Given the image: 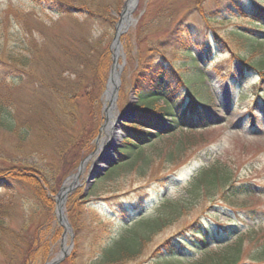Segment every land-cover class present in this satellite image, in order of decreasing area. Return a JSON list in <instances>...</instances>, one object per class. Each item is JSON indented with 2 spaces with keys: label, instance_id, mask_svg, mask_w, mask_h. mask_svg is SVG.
Here are the masks:
<instances>
[{
  "label": "rangeland",
  "instance_id": "1",
  "mask_svg": "<svg viewBox=\"0 0 264 264\" xmlns=\"http://www.w3.org/2000/svg\"><path fill=\"white\" fill-rule=\"evenodd\" d=\"M53 1L55 0H38L36 4L39 8H34L37 13L36 17L49 21L57 18V10H62L64 4L82 6L85 3L87 5L94 3L103 5L105 7L103 13L107 19L114 20L116 23L120 19L119 15L126 2V0H59L62 4H59L61 7L58 8L61 9L56 10ZM195 1L137 0L130 14V22L122 24L123 26L126 24V29L122 28V33L119 35L117 71L120 83L116 97L111 106L109 101H105V96L103 97L102 121L99 122L98 133L91 144V150L81 159L96 151L98 140L104 136L102 126L106 123L104 121L106 114L107 119L110 116L117 117L119 111L124 113L126 110L128 114L116 119L115 124L120 136L114 144H109L113 148L108 146V152L102 148V151L100 150L97 154L90 155L76 177L77 167L74 170L71 168L74 165L76 153L72 154L71 150L59 159L52 146L37 142L33 135L24 142L25 147H20L15 139L0 132V171L5 173L13 166L30 163L37 166L49 182L45 190L48 200H51L52 209L44 206L35 212H32L33 203L37 200L26 186L17 185L13 180L15 176L4 178L0 183V203L4 202L5 205L9 200L11 201L7 204L9 213L8 217L4 218V222L16 231V234L29 235L28 237L31 238L34 229L47 223L48 217H51L53 221L42 234L43 241L47 243L55 240L50 248L53 252L45 258L44 250H42L44 247L40 246L33 264H46L63 253L66 257L72 250V246L70 247L71 234L64 230L57 218L56 200L61 187L66 188L62 206L67 222L69 223L68 209H70L80 224L88 229L99 226L101 220H104L106 215H111L112 211L114 213L115 210L120 217H123V214L126 217L122 209L134 214L132 206L139 205V200H141V206L135 215L153 214L158 207L163 205L162 203L166 202L172 209L179 211L173 215L170 211L174 210H168L172 216L160 223L162 228L143 244L139 255L132 261H102L93 256L96 253H86L82 254L77 264H156L153 263L152 251L162 242L176 238L186 231L185 229L190 227L188 226L190 222L196 220L208 224L216 221L226 222L230 218L238 219L239 215L251 208L264 211V75L260 71L251 69L246 71L245 79L240 77V64L234 56L217 51L212 39L207 37L208 27L196 10ZM230 1L207 0L204 1L203 6L206 12H216L219 6ZM236 1L246 6L258 3L264 7V0ZM31 7L32 3L30 4L29 0H0V25L3 26L6 22H10L8 17L15 8L26 11ZM217 14L220 20L212 22V26L222 35H225L224 33L232 27L254 26L243 16L239 18L235 14L233 16L221 12ZM182 20L190 22L191 25L186 35L190 52L174 55L175 64L179 65L187 61L190 56L195 59V65L199 68L210 64L209 69L205 70L207 78L203 80V87L200 88V92H197L205 99L202 101L192 97L188 98V95L182 94L180 101V106L196 104L201 107L205 119L203 125L194 124L175 128L168 133L161 134L143 145L139 153L132 154L129 159L118 161L103 171L106 166L105 160L116 158V150L125 139L124 128H133L131 127L133 126V114L130 105L133 96L128 95L130 85L124 86L123 91L121 90V73L125 69V52L123 51L125 41L121 39L122 35L130 37L134 68L138 66V62L142 65L149 61L158 62L155 53H144L140 58L135 56L140 50L149 48L152 40L175 29ZM112 38L109 43L110 51ZM146 40L148 42H145ZM207 43L212 47L211 52L206 49ZM167 56L172 57L171 53ZM0 59L14 60L11 43H6L2 38H0ZM182 68L186 69L187 66ZM133 79L134 72L130 81L133 82ZM104 106H109L107 112L103 111ZM155 106L159 109L160 104ZM76 112L78 121L73 123L70 129L72 133L78 134L86 121L85 107L79 105ZM192 119L196 120V118ZM164 125H166L165 122ZM134 129L140 132L151 130L140 124H137ZM101 155L104 157L103 160L96 161V158ZM210 167H214L218 172L207 176L206 181L198 178ZM22 173L26 176L34 177L35 175L28 171ZM92 173H97L99 176L91 178ZM7 175L10 176L13 173L10 172ZM1 177L0 175V179ZM39 177L42 179L41 176ZM95 181H98L96 187H94ZM229 182L235 188L231 189L228 186ZM246 185L250 188L245 187ZM247 189L250 193L247 191V194L243 193ZM232 194H234L232 200L222 199L223 196L229 197ZM120 206L122 208L118 209ZM259 217L255 215L254 219L245 218V227L240 231L245 232L237 235L241 241L240 260L242 261L247 260L249 254L257 248L264 247V219L263 216L262 219ZM56 222L61 226L57 235L55 233L58 227L54 229ZM21 245L24 247V243ZM209 249L220 250V247ZM21 252L19 251L16 255V261L21 258ZM203 254V252H196L188 257H182V263L200 264L208 261ZM4 260V257L0 255V264H6ZM59 263L60 261L57 264ZM214 263L221 264L220 262L207 264Z\"/></svg>",
  "mask_w": 264,
  "mask_h": 264
},
{
  "label": "trees",
  "instance_id": "2",
  "mask_svg": "<svg viewBox=\"0 0 264 264\" xmlns=\"http://www.w3.org/2000/svg\"><path fill=\"white\" fill-rule=\"evenodd\" d=\"M37 1L29 0L32 7L26 11L15 8L8 17L10 22L0 25V38L11 43L14 56L13 61L0 59V65H4L0 66V132L15 139L20 147H25L24 142L33 135L37 142L52 146L59 159L71 150L72 154L76 153L71 167L74 170L81 158L91 150L99 122L102 121L101 95L111 64L109 43L115 22L107 19L103 5L64 4L62 10H57L61 9L58 7L62 4L59 0L53 1L57 18L46 21L36 17L34 8H39ZM204 1L207 0L195 1L196 10L208 27L207 37L212 39L215 49L234 56L240 64L239 75L242 79L247 77L246 71L251 69L264 75V7L258 3L246 6L231 0L219 6L216 12L209 13L203 6ZM217 12L246 17L254 26L232 27L222 35L212 26V22L220 20ZM190 26V22L182 20L175 29L152 40L149 48L140 50L135 57L155 53L158 62L149 61L143 65L138 62L134 68L130 37L122 35L121 39L125 41V69L121 73V90L130 85L128 95L133 96L130 103L133 128H124L125 139L116 150L118 161L129 159L132 154L139 153L143 145L175 128L203 125L205 119L201 107L196 104L180 106V101L182 94L188 95V98L205 99L197 92L203 87V80L207 78L205 70L209 69L210 64L199 68L190 56L187 61L176 65L173 57L190 52L189 40L186 38ZM206 49L211 52L209 43ZM169 53L171 58L167 56ZM184 66L187 68L183 69ZM133 72L134 79L131 82ZM157 104H160L159 109L155 106ZM79 105L85 107L86 121L77 134L72 133L70 128L78 121L76 110ZM136 123L151 130L137 131L134 129ZM25 171L34 173V177L26 176L22 173ZM6 172L13 175L8 176ZM6 172L0 171V183L4 178L15 176L13 180L17 185L26 186L37 200L33 203L32 212L44 206L52 209L45 190L49 182L37 166L22 163ZM215 172L214 167L207 168L198 178L206 181L207 176L212 173L215 175L218 171ZM97 183L95 181L94 187ZM228 186L235 188L231 182ZM245 187L250 188L248 185ZM248 189L243 193L249 192ZM233 198L234 194L223 196L222 199L229 201ZM9 202L5 205L4 202L0 203V255L4 257L5 263L33 264L40 246L44 247V257H49L55 240L47 243L43 241L42 234L51 225V217H48L47 223L34 229L31 238L29 235L21 236L4 222V218L8 217ZM140 202L132 206L134 214L122 209L126 217L124 214L120 217L115 210L111 215H106L99 226L89 229L81 225L68 209V220L73 232L72 250L59 264H77L82 254L86 253H96L93 256L102 261H132L139 255L143 244L162 228L160 223L172 214L179 213L165 201L153 214L135 215L141 206ZM168 210L174 211H170V214ZM255 215L260 216L259 219L263 216L264 219V211L251 208L239 215L238 219L230 218L226 222H190L186 231L162 242L152 251L153 263L184 264L182 257L203 252L208 261L200 264H264V247L251 252L247 260H240L241 241L237 235L245 232H240L245 227L244 219H254ZM55 226L54 229L58 227L57 235L61 226L58 222ZM21 243H24V247ZM216 246L220 250L209 249ZM19 251L21 258L16 261Z\"/></svg>",
  "mask_w": 264,
  "mask_h": 264
},
{
  "label": "water",
  "instance_id": "3",
  "mask_svg": "<svg viewBox=\"0 0 264 264\" xmlns=\"http://www.w3.org/2000/svg\"><path fill=\"white\" fill-rule=\"evenodd\" d=\"M137 3V0H133V3H132V8L129 10V12H126L124 11L125 9V4H124V8L123 10L121 11L120 13V19L118 20V22L116 23V27H115V35L112 39V42H111V50L113 51L112 52V56H113V60H112V64H111V68H110V72H109V76L107 78V83H106V87H105V90L103 92V95L106 94V92L108 91L109 87H110V99H109V103H110V106L111 104L113 103L115 97H116V94H117V90L119 88V73L117 71L118 69V64H117V51H118V48H119V35L121 33V29L123 26V19L125 20L126 24L129 23L130 21V14L132 12V10L134 9L135 5ZM123 29H126V26L123 27ZM109 110V106H104L103 107V111H106ZM107 119V114H106V117L104 118V121H106ZM109 148H113L112 145H108ZM95 152V151H94ZM94 152H91L89 155H92L94 154ZM89 155L80 162L79 166H78V170L75 174V177L78 175V172L82 169L86 159L89 157ZM103 155L101 156H98L96 158V161H102L103 160ZM118 162V159L117 157L116 158H113L112 160H105V163H106V166L105 168H103V171L106 170L107 168L113 166L114 164H116ZM91 178H94V177H97L99 176V174L97 173H92L90 174ZM65 192H66V188L64 187H61L60 188V192L57 194V200H56V209H57V218H58V221L59 223L64 227V230L65 231H68L70 234H71V228H70V225L69 223L67 222V219L66 217L64 216L63 214V206H62V203H63V198L65 196ZM62 253H63V249H62ZM65 255V253H63L62 255L54 258L52 261L46 263V264H57L60 259Z\"/></svg>",
  "mask_w": 264,
  "mask_h": 264
},
{
  "label": "bare ground",
  "instance_id": "4",
  "mask_svg": "<svg viewBox=\"0 0 264 264\" xmlns=\"http://www.w3.org/2000/svg\"><path fill=\"white\" fill-rule=\"evenodd\" d=\"M132 3H133V0H127L126 1L125 9H124L126 14L132 8ZM104 99L106 102L109 101V99H110V87H109L108 91L106 92ZM116 121H117L116 117L110 116L106 120V123L102 126L104 136H102L101 139L98 140L95 154L100 152V150L102 151V148H104L105 152H108V150H109L108 145L114 144L115 140L120 136V132L118 130V127L115 124Z\"/></svg>",
  "mask_w": 264,
  "mask_h": 264
}]
</instances>
